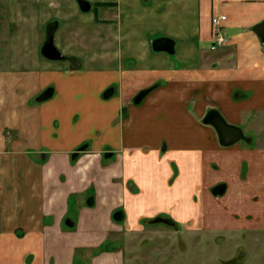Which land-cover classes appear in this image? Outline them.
<instances>
[{
    "label": "crops",
    "instance_id": "crops-1",
    "mask_svg": "<svg viewBox=\"0 0 264 264\" xmlns=\"http://www.w3.org/2000/svg\"><path fill=\"white\" fill-rule=\"evenodd\" d=\"M87 1L91 8L82 12L77 0H0V264H75L77 250L98 251L104 242L114 250L85 262L121 264V236L169 201L178 156L177 177L187 170L192 194L219 205L204 216L179 210L187 219L200 216L197 228L232 235L263 229L264 34L254 28L264 21V0ZM221 14L226 42L212 49L211 18ZM49 25L64 60L41 54ZM149 88L145 107H132ZM47 91L50 97L36 101ZM209 110L239 127L245 143L222 146L202 123ZM175 128L178 152L162 134ZM211 173L219 176L203 181ZM132 177L148 185V195L133 194ZM218 181L227 191L214 198L209 187ZM98 202L99 224L82 225ZM188 203L194 207L192 196ZM71 206L74 228L64 223ZM117 209L126 219L112 218Z\"/></svg>",
    "mask_w": 264,
    "mask_h": 264
},
{
    "label": "rangeland",
    "instance_id": "rangeland-1",
    "mask_svg": "<svg viewBox=\"0 0 264 264\" xmlns=\"http://www.w3.org/2000/svg\"><path fill=\"white\" fill-rule=\"evenodd\" d=\"M132 107L143 109L145 107L144 100L139 104H134L132 102ZM255 113L260 115L258 112ZM258 125L259 127H257V130L260 133L261 124ZM177 131V128L174 129V132L171 129L168 132L165 130L162 131V134L167 136L166 142L169 144V147L176 149V152L183 149L182 147H177L179 146ZM158 133L160 134L159 131ZM4 135L5 137L10 138L12 133L8 130H5ZM263 138L264 131L261 132L260 140L263 141ZM171 154L174 155V153ZM177 158H175V161L172 162L174 164V169L169 180V187L171 186L170 188H172L169 201L166 204L159 203V205L148 209V211L153 214L152 218L149 217L150 219H154L156 216L174 219L177 228L175 229L169 227L163 223H156L152 225L144 224L146 219L141 218L142 220L137 223V232H129V234L121 236V242L119 243L123 252V260L121 264H224L229 260H234V258L237 256L235 254V249L238 244H241L247 250V258L243 264H264V228L255 231H245L244 237L241 238L240 235H232L228 231H224L221 228L214 230L197 228L199 225L196 226L195 224L197 223L195 222L197 221L200 223V216L198 219H187V217L183 214L186 212L179 211L181 208H188L192 209L195 214H197V216L200 214V212H203L202 214L204 216V210L210 209L211 211H214L219 205H216L217 202L211 199L210 201L205 200L202 202L203 197L198 190L197 192L194 191L192 194V189L194 186L192 183L190 184L188 182L190 180L188 177L189 173L185 169L181 170L180 177L178 176L180 179L172 185L174 179H176L180 172L177 168ZM103 160L105 161L104 158ZM251 165L254 169L253 163ZM212 170L215 169L212 168ZM218 176L219 174L217 173H211L210 176L204 177L203 181H210L212 178H217ZM137 179L141 180V178ZM179 181L180 183L178 184ZM129 183L130 187L132 185H135L136 187V191H133L134 195H148L147 184L143 185L142 183H137L136 178L134 177H132V180L129 181ZM91 190L94 193V190ZM159 191H161V189ZM191 196L195 204L194 207H191L188 203L189 197ZM124 206L126 208V204H124ZM71 207L72 210L69 213V218L73 216L74 218L72 217L71 219L76 220L75 214L78 212L76 211L75 213L74 207ZM89 209H91L89 211H92V216L88 217L86 214L82 218L81 224L83 225V223L92 222L93 220H95V223L99 224L100 220L98 218L102 215L104 205L98 202L94 208ZM129 213L131 216L132 212L129 211ZM95 217L96 219H94ZM191 222H194L191 225H194L195 227L191 230H188L186 226H188ZM125 223L126 221L124 220L123 223H121L122 225H120L122 230H124V233H121L120 235L126 234L124 227L125 225L127 226V224ZM129 223L131 224L132 221H129L128 224ZM105 244L110 243L104 242L103 245ZM101 246L98 248L99 252L97 249L88 251L86 253H84V249L77 250L74 260L75 264H81V261L83 264H87V262L90 260L88 257L91 254L96 252L103 253L102 251L108 250H105L104 247ZM83 256L87 262H85Z\"/></svg>",
    "mask_w": 264,
    "mask_h": 264
},
{
    "label": "water",
    "instance_id": "water-1",
    "mask_svg": "<svg viewBox=\"0 0 264 264\" xmlns=\"http://www.w3.org/2000/svg\"><path fill=\"white\" fill-rule=\"evenodd\" d=\"M77 3L80 11L82 12H87L91 8V4L87 0H77ZM254 31L260 38H262L264 34V21L259 25H257L254 28ZM53 33H54V26L49 25L46 31V40L41 48V54L47 59L64 60L65 57L61 55V53L56 49V47L53 44ZM164 42L166 43V45H164L163 49L172 52V42L170 43L169 41H164ZM156 48L159 49L158 47ZM44 94L45 95L42 97V99L37 98L36 101H41L51 96L50 91H47ZM207 115L209 116L203 120V123L212 125V127L215 129L216 133L218 134V139L221 145L228 146L237 142L240 139L245 138L242 134L241 129L237 126L231 125L228 122H226L218 111L209 110ZM221 192L222 190L218 191V193ZM114 218L116 220H122L123 215L121 212H118L117 214L114 215ZM67 225L69 227H73L74 223H67Z\"/></svg>",
    "mask_w": 264,
    "mask_h": 264
},
{
    "label": "flooded vegetation",
    "instance_id": "flooded-vegetation-1",
    "mask_svg": "<svg viewBox=\"0 0 264 264\" xmlns=\"http://www.w3.org/2000/svg\"><path fill=\"white\" fill-rule=\"evenodd\" d=\"M109 92V90H106L105 92H104V94H106V93H108ZM141 92V91H140ZM139 94V93H138ZM137 94V95H138ZM136 95V96H137ZM145 97V96H144ZM144 97L143 98H139V99H136V97L133 99V103L134 104H139V103H141L142 101H143V99H144ZM208 114V112H206V114L203 116V118H202V123H203V120L204 119H206L209 115H207ZM122 116H126V113L123 111L122 112ZM205 124V123H204ZM216 132V131H215ZM217 134V133H216ZM243 134V133H242ZM217 136H218V134H217ZM244 136V135H243ZM219 140V139H218ZM246 139L244 138V139H240V140H238L237 142H235V143H238V142H244ZM220 143V142H219ZM235 143H233V144H235ZM245 143V142H244ZM233 144H231V146L233 145ZM222 146H224V145H222ZM224 147H230V145H228V146H224ZM86 148H87V146L86 145H82L81 147H79V148H77L72 154H71V160L72 161H76V160H78V158L80 157V155L86 150ZM111 155H112V153H110V152H105L104 153V155H103V157L104 158H109V157H111ZM240 176L242 177V178H244L245 177V175H246V173H247V164H246V161H242L241 162V165H240ZM220 190H222V192L221 193H218V191H220ZM226 191H227V183L225 182V181H218L217 183H215V184H213L212 186H210L209 187V193L212 195V197H214V198H219V197H222V196H224L225 195V193H226ZM91 199V198H90ZM89 199V200H90ZM91 204V203H90ZM118 212H121L122 213V215H123V219H124V217H125V215H124V213H123V211L122 210H117V211H114L113 212V214H112V218L115 220V221H118V220H116L115 218H114V215L115 214H117ZM155 218H157L156 220H153V219H146L145 221H144V224H156V223H163V224H166L167 226H169V227H172V228H177V225H176V222H175V220L174 219H170V218H164V217H158V216H156ZM154 218V219H155ZM65 225L67 226V227H69L68 225H67V223H74V225H73V228H74V226H75V222L74 221H72V220H70V218H67L66 220H65ZM70 228H72V227H70ZM241 236V238H243L244 237V233L243 234H241L240 235ZM221 239H222V237H221ZM110 244H105V245H102L101 247H104V249L106 250V249H108V251L109 250H114V249H111L110 248ZM244 248V246H240L239 247V249L238 250H236V252H235V254L237 255L235 258H234V260H229L228 262H226V263H236V262H239V261H242L245 257L247 258V255H245V253L246 252H244V251H242V250H244L243 249ZM107 251V250H106ZM102 252H105V251H102ZM226 263H224V264H226Z\"/></svg>",
    "mask_w": 264,
    "mask_h": 264
},
{
    "label": "built area",
    "instance_id": "built-area-1",
    "mask_svg": "<svg viewBox=\"0 0 264 264\" xmlns=\"http://www.w3.org/2000/svg\"><path fill=\"white\" fill-rule=\"evenodd\" d=\"M225 18L226 16L223 14L214 15L211 18V24L213 25L215 29L214 36H213L212 49H216V47L222 46L226 42L224 35L219 31V27L221 23L225 20Z\"/></svg>",
    "mask_w": 264,
    "mask_h": 264
},
{
    "label": "trees",
    "instance_id": "trees-1",
    "mask_svg": "<svg viewBox=\"0 0 264 264\" xmlns=\"http://www.w3.org/2000/svg\"><path fill=\"white\" fill-rule=\"evenodd\" d=\"M151 91V89L149 88V89H145V90H142L141 92H139V94L136 96V99H139V98H143L144 96H146V94L148 93V92H150ZM45 93V92H44ZM44 93H42V95H40L38 98L40 99H42V97L45 95ZM157 218H155V219H153V220H156ZM101 249V248H100ZM99 249V250H100ZM103 250V249H102Z\"/></svg>",
    "mask_w": 264,
    "mask_h": 264
}]
</instances>
